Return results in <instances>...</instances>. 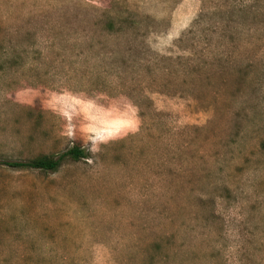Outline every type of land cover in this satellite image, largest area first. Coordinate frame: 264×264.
I'll list each match as a JSON object with an SVG mask.
<instances>
[{"label": "rangeland", "instance_id": "obj_1", "mask_svg": "<svg viewBox=\"0 0 264 264\" xmlns=\"http://www.w3.org/2000/svg\"><path fill=\"white\" fill-rule=\"evenodd\" d=\"M62 89L139 131L93 156ZM0 264H264V0H0Z\"/></svg>", "mask_w": 264, "mask_h": 264}, {"label": "clouds", "instance_id": "obj_2", "mask_svg": "<svg viewBox=\"0 0 264 264\" xmlns=\"http://www.w3.org/2000/svg\"><path fill=\"white\" fill-rule=\"evenodd\" d=\"M123 100L121 104L120 97L103 93L87 96L62 89L53 91L46 103L64 121L62 135L73 142L81 139L95 156L103 145L139 131V109L127 98ZM86 159L92 162V157Z\"/></svg>", "mask_w": 264, "mask_h": 264}, {"label": "trees", "instance_id": "obj_3", "mask_svg": "<svg viewBox=\"0 0 264 264\" xmlns=\"http://www.w3.org/2000/svg\"><path fill=\"white\" fill-rule=\"evenodd\" d=\"M87 153L80 147H72L59 156H40L30 160H7L4 162L5 165L11 168L23 169H42L57 171L64 159L71 157L73 159H79L86 156Z\"/></svg>", "mask_w": 264, "mask_h": 264}]
</instances>
